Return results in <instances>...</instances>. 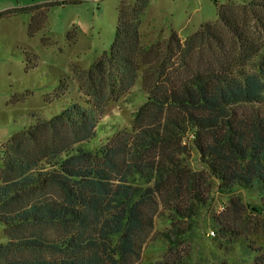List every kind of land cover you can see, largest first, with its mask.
<instances>
[{
  "label": "trees",
  "instance_id": "16d2710c",
  "mask_svg": "<svg viewBox=\"0 0 264 264\" xmlns=\"http://www.w3.org/2000/svg\"><path fill=\"white\" fill-rule=\"evenodd\" d=\"M149 1L120 2L109 49L78 71V101L2 145L0 224L58 226L65 238L0 243V264H140L149 237L176 253L161 264H187L177 248L215 191L238 192L224 208L231 218L211 222L231 243L222 263L264 264V0L224 3L185 39L172 30L145 44ZM139 78L131 126L89 148L109 104ZM52 188L60 199L47 198ZM156 217L168 230L153 231ZM24 250L32 256L17 257Z\"/></svg>",
  "mask_w": 264,
  "mask_h": 264
},
{
  "label": "rangeland",
  "instance_id": "374dc122",
  "mask_svg": "<svg viewBox=\"0 0 264 264\" xmlns=\"http://www.w3.org/2000/svg\"><path fill=\"white\" fill-rule=\"evenodd\" d=\"M121 1L0 0V11L31 7L30 11L0 17V155L2 145L12 135L28 129L40 119L51 118L79 100L78 71L87 70L109 49ZM244 1L248 0H150L141 17V40L145 44L162 41L172 30L183 40L201 24L215 21L220 5ZM62 83L65 86L61 87ZM140 85L139 78L129 93L109 104L95 137L87 144L89 148L106 143L116 131L131 126L133 112L144 100ZM252 109L244 107L239 113ZM255 109H260L264 115V107ZM235 194L238 192L213 193L211 204L203 209L200 219L194 222L192 231L185 234L182 245L177 248L178 256L189 254L187 264H224L222 262L227 260L218 250L231 251V243L227 237L219 238L211 222L213 216L231 218L230 211L224 208L229 197ZM47 195L52 200L60 199L56 188L50 189ZM242 197L245 201L246 197ZM169 227L167 221L155 218L154 232ZM210 230L215 232L212 237L208 234ZM40 232L49 243L65 238L58 226H28L13 233L0 224V243L32 238ZM150 238L140 253V264L171 262L176 253L168 252L163 241ZM42 254L48 257L51 252L43 248ZM31 256L30 250L17 255Z\"/></svg>",
  "mask_w": 264,
  "mask_h": 264
},
{
  "label": "built area",
  "instance_id": "2783aa9c",
  "mask_svg": "<svg viewBox=\"0 0 264 264\" xmlns=\"http://www.w3.org/2000/svg\"><path fill=\"white\" fill-rule=\"evenodd\" d=\"M208 234H210V235H211V237H212V236H214V235H215V232H214V230H210V231L208 232ZM210 235H209V236H210Z\"/></svg>",
  "mask_w": 264,
  "mask_h": 264
}]
</instances>
